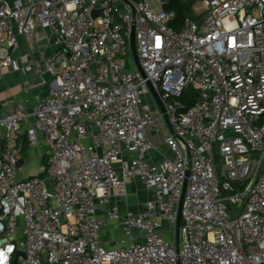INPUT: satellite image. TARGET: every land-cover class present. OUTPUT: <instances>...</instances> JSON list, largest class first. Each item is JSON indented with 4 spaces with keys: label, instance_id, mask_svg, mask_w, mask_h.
Wrapping results in <instances>:
<instances>
[{
    "label": "built area",
    "instance_id": "1",
    "mask_svg": "<svg viewBox=\"0 0 264 264\" xmlns=\"http://www.w3.org/2000/svg\"><path fill=\"white\" fill-rule=\"evenodd\" d=\"M196 4L177 27L164 0H0L1 68H34L13 53L38 26L55 46L35 106L0 118V264H264V0ZM24 134L49 147L45 177H18ZM130 184L136 207L101 216Z\"/></svg>",
    "mask_w": 264,
    "mask_h": 264
},
{
    "label": "crops",
    "instance_id": "2",
    "mask_svg": "<svg viewBox=\"0 0 264 264\" xmlns=\"http://www.w3.org/2000/svg\"><path fill=\"white\" fill-rule=\"evenodd\" d=\"M18 42V48L13 53V57L18 60L22 67L33 64L34 68L30 72H26L23 69L16 71L10 67H0V118L13 112L22 98L26 99L27 108L32 109L35 106L37 95L44 89L46 81L44 78L45 58L55 50L52 42L49 43L48 41L47 32L40 26L31 37L19 36ZM27 85L30 86V92L25 94L23 89ZM28 124L27 121L23 123L25 128ZM5 134L6 128L0 125V156L4 152ZM18 143L21 150L19 162L24 166L18 177L28 178L36 175L45 177L50 150L42 136L38 145H31L27 134H24ZM163 148L165 147L163 146ZM135 189L134 184L129 185L131 194L128 199L120 198L116 192H113L107 203L100 204V215L105 214L109 205H118L124 212L127 207L134 209L137 203V198L134 195ZM123 235L122 226L116 221H110L102 230V245L112 247L115 240Z\"/></svg>",
    "mask_w": 264,
    "mask_h": 264
},
{
    "label": "water",
    "instance_id": "3",
    "mask_svg": "<svg viewBox=\"0 0 264 264\" xmlns=\"http://www.w3.org/2000/svg\"><path fill=\"white\" fill-rule=\"evenodd\" d=\"M97 13H98V11L95 13V16H96ZM130 46H131L132 54L128 58L129 68L127 69V72H132L134 70V65L136 64L138 70L145 77L146 75H145V72H144V70L142 68V65H141V62H140V59H139V55H138V52H137V48H136L135 25H133L132 31H131ZM44 78H45L46 81L49 82V81H51L53 79V76L49 72H46L44 74ZM149 85H150V87H151V89L153 91L155 100L157 101V104L159 105V107L162 110V112L164 113L166 121H167V123L169 125V128H170V130L173 133L174 130H173L171 124H170L169 117H168V114L166 113V109H165L164 104L162 102L161 96L158 93V91L152 86V84L150 82H149ZM182 203H183V198L181 199V202H180V205H179V209H178V221H177V241L178 242H179V236H180ZM20 254L23 255V252H18L17 256H19ZM178 264H180V263L178 262Z\"/></svg>",
    "mask_w": 264,
    "mask_h": 264
},
{
    "label": "trees",
    "instance_id": "4",
    "mask_svg": "<svg viewBox=\"0 0 264 264\" xmlns=\"http://www.w3.org/2000/svg\"><path fill=\"white\" fill-rule=\"evenodd\" d=\"M166 2V9H173L177 12V27L185 20L186 17L193 15V6L197 0H164ZM199 97V93L192 87L185 90L181 101L186 106V109L192 106Z\"/></svg>",
    "mask_w": 264,
    "mask_h": 264
},
{
    "label": "rangeland",
    "instance_id": "5",
    "mask_svg": "<svg viewBox=\"0 0 264 264\" xmlns=\"http://www.w3.org/2000/svg\"><path fill=\"white\" fill-rule=\"evenodd\" d=\"M195 6H197V4L195 3L194 6H193V15H196V10H195ZM219 168H221L220 165H218ZM167 235L170 236V232L167 231Z\"/></svg>",
    "mask_w": 264,
    "mask_h": 264
}]
</instances>
